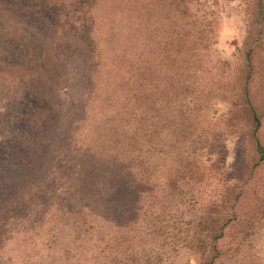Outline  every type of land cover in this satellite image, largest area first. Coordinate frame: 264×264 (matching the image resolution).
I'll use <instances>...</instances> for the list:
<instances>
[{"label":"rangeland","instance_id":"374dc122","mask_svg":"<svg viewBox=\"0 0 264 264\" xmlns=\"http://www.w3.org/2000/svg\"><path fill=\"white\" fill-rule=\"evenodd\" d=\"M250 106L264 144V0H0V264H202L257 200L254 227L225 229L251 230L226 264H264ZM91 151L121 160L124 183L97 182L120 203L77 199Z\"/></svg>","mask_w":264,"mask_h":264},{"label":"trees","instance_id":"16d2710c","mask_svg":"<svg viewBox=\"0 0 264 264\" xmlns=\"http://www.w3.org/2000/svg\"><path fill=\"white\" fill-rule=\"evenodd\" d=\"M253 46H250V49L248 51V55H250L253 51ZM250 59V57H249ZM251 107V106H250ZM252 113H253V118L256 122V127L252 131L251 136L253 137V140L255 142V146L257 149L258 153H261V159L264 157V144L258 134V128L261 126V119L257 114V111L251 107ZM139 111H135V114L132 119H125L127 121L131 120L134 121L135 123H138V118H141V113H138ZM126 113H128L126 111ZM152 113V112H151ZM153 114V113H152ZM153 116V115H151ZM88 118H86L87 120ZM137 120V121H136ZM153 126V120H150L148 127L146 128V133L151 135V131ZM129 131H132V133L137 134L138 133V127L136 124L130 123V125L127 127ZM6 142L0 143V148H7L5 147ZM23 151H27V147L25 146L23 148ZM92 152V151H91ZM88 152L87 156L85 159H83L80 162V167L82 165L81 170H79V175L77 176V180L74 182L75 183V194H77V199L80 200H86V203H84V206H90V203L92 200H94V194L97 193L98 198L102 199H107V201L111 202H117L120 203V198H122L124 190L121 186L117 185L112 189L109 193V191H100L99 187L97 185V182H111V179L114 178L120 185L122 182L124 183V169H121L120 167V159L119 158H104L103 162H91L92 158H94L96 155L93 154V152ZM111 159V160H110ZM93 164L96 166V169L93 170H85L88 166V164ZM111 164V165H109ZM112 176V177H111ZM111 177V178H110ZM147 179V178H144ZM119 180V181H118ZM96 186V187H95ZM105 195V196H104ZM242 192L236 195L235 200L233 202L232 209L236 207V205L239 207V204L235 203V201H238L239 198L242 196ZM111 197V199L109 198ZM232 200V199H231ZM226 202H229V196L225 199ZM63 209H59V217H70V215L77 214L80 212V210H67V207H62ZM223 208L225 210H228L227 208V203L224 202ZM116 209V208H115ZM226 211H223L225 213ZM219 213L222 214L220 211ZM56 213H53L52 216L57 215ZM263 214L262 212V207H261V202L257 200L254 203H250L248 207L244 208L240 213H237L234 211L232 218L229 217L221 226L219 229V232L215 235L210 234L207 238L204 250L202 251V254H206L203 258L201 263L202 264H226L229 261L235 262V258L237 259L238 254L241 252L243 244L250 238L249 236L251 235V230L246 229L245 227L244 230H250V231H244V236L239 237V233L242 232V228L240 230H237L236 233L232 235H227V232L225 229L232 224L231 222L233 220H236V223H239L240 225L244 226H255L256 220L261 217ZM81 217L83 219V223L79 224L77 228L80 230V227H84L85 224H88V226H85L83 228L84 231H86V237L84 239H77L74 237V235H71L72 240L74 241L75 239L81 240L80 243L83 246V248H79L78 254H86L90 249H92V243L90 244L92 237L90 236L91 230L93 229V226L90 225V221L88 220V213L84 211V207L81 208ZM211 222H213V227L212 229H216V221L215 219H211ZM244 224V225H243ZM234 225V224H232ZM82 235V234H81ZM79 238V237H78ZM90 260V259H88Z\"/></svg>","mask_w":264,"mask_h":264}]
</instances>
